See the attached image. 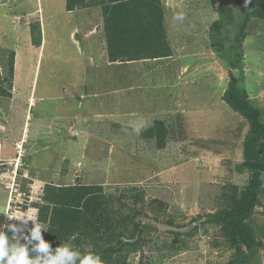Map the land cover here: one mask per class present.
<instances>
[{"label": "rangeland", "instance_id": "rangeland-1", "mask_svg": "<svg viewBox=\"0 0 264 264\" xmlns=\"http://www.w3.org/2000/svg\"><path fill=\"white\" fill-rule=\"evenodd\" d=\"M165 1L171 9L183 14L172 17L170 24L181 23L180 33H175L178 43L173 44L178 46L175 51L185 54L186 59L179 61L187 71L179 82H169L172 85L163 83L160 85L163 90L157 89L154 94L147 95L151 103L146 105V109L148 113L153 108L152 115L173 118L172 126H164L166 134L171 140L180 138L181 144L184 143L176 146L178 156L175 157H169L166 151H163L164 156L148 154L152 149L149 150L139 136V132L146 130L135 125V113L126 109L135 110V87L127 89L128 85H123L122 96L124 103L133 104L131 106L121 103L120 99L116 101L113 95L106 98L90 96L91 85L86 96L89 115L104 114L95 113L98 107L108 111L116 106L125 109L123 115L111 114L112 117H123V121L128 120L123 122L124 125L115 122L110 126L111 131L102 132L94 130L88 120L68 119L72 127L82 134L79 133L71 142L49 143L54 139L50 130L61 122L59 119L51 120L52 115L81 117L85 114L84 99L80 96L84 92L81 80L87 81L89 77L91 83L100 82L92 72L83 77L81 70L86 64V56L81 54L84 46L90 45L92 53L95 52L93 41L84 39L81 30L91 24L99 12H65V0H0V88H5L7 94L10 91L12 98L11 102L0 98V131L9 125L5 138L0 133V141L4 144L0 158H9L0 159V225L23 226L26 234L33 226L31 221L21 225L20 221L9 219L38 217L40 202L33 189L25 192L27 181H32L35 186L52 181L65 187L78 184L101 187L108 196L114 198L119 195L123 214L129 209L136 219L149 222L155 228L144 236L143 246L128 258V264H228L234 251L225 243L219 226L210 215L229 207L228 187L237 186L241 190L247 186L250 174L241 166V142L248 126L242 117L228 109L221 97L233 77L237 86L252 99V105L260 110L264 124V22L255 20L248 23L242 43V61L239 66L231 68L232 64L220 60L212 49L216 48L213 42L217 43V35H210V27L220 17L219 0ZM238 14L233 10V20L236 17L239 20ZM233 25L222 28L226 49L234 45ZM73 30L79 33L76 40L79 53L74 46ZM211 51L214 52L212 60L207 59V55H212ZM12 53L15 68L8 84ZM200 57L201 63L196 61ZM168 58L175 62L180 57L176 52ZM105 75L101 72V76ZM106 83L110 85L109 91L118 84L111 76ZM10 85L13 87L11 90ZM74 93L76 97L68 100ZM60 96L66 101L58 100ZM41 97L45 99L37 101ZM30 100L31 105L28 103ZM140 104L137 102L138 106ZM9 108L13 110L12 119ZM177 110L179 114L175 116ZM103 119L92 121L104 124ZM144 123L140 121L141 126ZM22 128L24 136L28 129L27 137L34 141L38 138L32 136H38L48 144H43L40 139L31 144V139L23 146L12 148V137H20ZM58 130L63 138L71 132L62 126ZM200 137L210 143L206 146L188 145L200 141ZM24 139L27 141L26 137ZM217 141H227L233 149L226 150L223 144L214 146ZM13 155H16L14 166L18 167L15 175L10 162ZM65 155L69 156L67 166L66 161L61 165ZM262 175L264 185V173ZM130 188H138L142 192L141 200L135 197V193L128 192ZM258 193L261 206L255 209L247 223L261 239L258 252L261 262L257 264H264V190L259 189ZM154 200L167 205V214L173 222L164 214H154V219L148 210L150 205L154 206ZM170 222L174 224L169 225ZM41 225L44 239L46 226ZM192 227L196 231L190 238L183 237L184 243L172 244L173 233L183 234ZM6 230L7 227L4 228ZM10 234L13 236L11 231ZM30 255L35 257L37 254L30 252Z\"/></svg>", "mask_w": 264, "mask_h": 264}, {"label": "trees", "instance_id": "trees-1", "mask_svg": "<svg viewBox=\"0 0 264 264\" xmlns=\"http://www.w3.org/2000/svg\"><path fill=\"white\" fill-rule=\"evenodd\" d=\"M65 1L66 12L89 10L90 13L96 8L102 11L103 36L109 63L172 56L163 35V19L161 18L159 0ZM238 9L240 10L238 11ZM233 10L239 13L238 21L237 17L236 20H233ZM218 15L219 19L213 21L210 27V35L213 33L217 35V43L212 41L216 48L212 49L220 60L228 64L231 63V68H235L242 61V43L246 37V26L250 21L264 22V0H249L247 4L245 0H219ZM231 24H234L235 30L234 45L226 49L222 28ZM81 33H83L82 30ZM135 40L140 42L135 44ZM13 64L14 54L12 53L9 61L8 84L11 81ZM237 85V81L231 77L221 100L225 102L231 112L242 117L247 123L248 131L241 142V166L250 174V177L247 186L241 190L237 186L228 187L229 207L217 211L210 217L214 218L213 222L219 226L225 243L234 251L228 264H257L261 262V259L258 260V252L262 245L261 239L257 237L255 230L247 221L253 217L255 209L261 206L258 192L259 189L264 190L261 181L262 173H264V124L260 119V110L252 105V99L248 97L246 91ZM8 95L5 88L4 90L0 88V98ZM92 120L98 119H89L87 123L90 122L94 130H103L102 132L111 131L110 126L115 122L124 125L123 122L128 121H123V117L117 119L108 117L103 119L106 123L96 124ZM141 120L145 122L141 128H145L146 131L139 132V136L146 142L145 145L149 150L152 149L148 154L164 156L163 151H166L169 157L178 156L177 145L174 142H178L179 145L183 144L179 141L180 138L175 141L171 140L164 127L170 126L173 118L166 115H147ZM135 125L138 126V120H135ZM116 131L114 130V132ZM53 135L52 141L55 142L58 137L57 134ZM31 139L28 137L27 142ZM39 139H34V141L32 139L30 142L33 144ZM42 141L43 144H48L44 140ZM208 143L210 142L200 139V141L196 140L194 144L206 146L205 144ZM222 144L227 148L226 150L233 149L232 145H227V141H217L213 145L220 146ZM167 147H171L172 150ZM64 157L61 165L66 161L67 166L69 156L65 155ZM26 183L28 188L25 189L26 193H29L30 188L37 193L34 195L40 202L37 218L41 224L46 226L44 240L51 245L53 252L57 247L67 242L74 245V250H79L81 253L91 251L98 254L104 264H128V258L143 246L144 236L149 231L155 230L149 222L145 223L136 219L129 209L126 214H123V207L119 205V195L114 198L108 196L101 187L79 184L68 187L56 186L52 181L38 183L37 186L32 181ZM128 192L135 193V197L139 199L143 195L138 188H130ZM122 193L127 196L126 191ZM116 204H118L117 208H115ZM153 204L154 206L150 205L148 210L153 213L154 219H156L155 215L164 214L166 219L174 221L167 214L166 204L159 200H154ZM172 222L169 225H173ZM195 231L196 228L192 227L183 234L173 233L172 244L184 243L183 237L190 238ZM5 232L10 238L12 237L9 230ZM89 245L91 247H88Z\"/></svg>", "mask_w": 264, "mask_h": 264}, {"label": "crops", "instance_id": "crops-1", "mask_svg": "<svg viewBox=\"0 0 264 264\" xmlns=\"http://www.w3.org/2000/svg\"><path fill=\"white\" fill-rule=\"evenodd\" d=\"M160 4H161V18L162 20V28H163V35L166 38V42H167V46L168 48H170V51L173 54H177L179 55V59H176V61L174 62L172 58H156V59H146V60H140V61H131V62H124V63H109L107 60V52L105 50V41H104V36H103V24H102V11L99 8H96L97 11L92 10L90 13H97L99 12V15L95 17V20L93 22H91V24H89L87 27H82L83 29V38L86 40H92L93 44H94V50L95 52L92 53V51L90 50L88 45L87 47L84 46L83 52L81 53L86 60V64L84 67H82V74L83 77H86V75L89 72H92L94 77H99L100 82L97 83H91L89 82V77L88 80H81V83H83L84 86V92L82 93V95H80L81 97L83 96L84 99V103L82 104L85 105V109L86 112L83 116L81 117H76V116H61L60 114L58 116L52 115L51 116V120H55V119H59L61 122L60 124H54L53 125V129L50 130L53 134H57L58 140L59 142H53V144H58V143H66V142H71L72 140H75L76 137H78V134L81 135L82 132L76 131L73 127H72V122L68 121L69 120H78V119H83L84 121H87L89 119L92 118H97V119H102V118H108V116H110L113 119H117L118 117L116 116H111V114H122L123 115V111L125 109L121 108H117L113 107L110 111L108 110H103V108L98 107L95 109V113H99V112H103L104 114H92L89 115V110L86 108L87 107V102H86V96L88 93V86H92L91 90L96 89L95 91H89L90 96H102L104 98L113 95V98L118 101V99H120V102L125 104V105H133L131 103H124V98L122 96L124 87L123 85H128L127 89H132L135 87V110L131 108H126L129 109V112L131 113H135V120H138V126L143 127L140 125V121H142L141 119L149 114H154L153 108H151L150 111H148L147 113V109H146V105H148V103H151V99L149 100L147 95H149L150 93L154 94V92L157 89H161L163 90V83H166L167 85H172L170 83L174 82H179L180 79H182V75L186 73V69L183 68L184 64L182 62H180L179 60H181V58H184V53L179 54L178 51H175V44L173 43H178V37L176 36L175 33H180V26L181 23L178 25H171V18L174 17L175 15L177 16H181L183 15L180 12H176V9H171L168 4L167 1L165 0H159ZM176 1H181V0H176ZM66 12V11H65ZM87 12V11H85ZM170 20V21H169ZM73 34V39H74V46L77 48L76 51L77 53H79V48L76 45V40L77 35L79 34L77 31L73 30L72 32ZM71 37V36H69ZM140 41L135 40V44H138ZM156 43V42H155ZM178 48V46L176 47ZM175 49V50H174ZM81 52V51H80ZM199 52L197 51L196 54H198ZM212 55H207V59H211L212 60V56L214 54V52L211 51ZM95 56V57H94ZM171 57V56H170ZM199 63H201L202 59L201 57L199 58ZM15 62V61H14ZM141 65V67H139V65ZM136 66V67H135ZM14 68H15V63L13 66V72H14ZM101 72L102 73H106L105 76H101ZM115 79L117 81V86H114V88L111 89V91H109V84L106 83L108 77H110L109 75ZM135 74V76L133 75ZM131 75V77H129ZM12 77H13V73H12ZM101 77V78H100ZM13 80V79H12ZM104 81V82H101ZM170 82V83H169ZM12 83V82H11ZM125 83V84H124ZM148 86V88L146 87ZM13 89V87L11 86L10 90ZM145 95H143V91H145ZM159 90L157 92H159ZM73 96L76 97V93H74V95H71L68 100H70ZM5 99L7 98V100L9 99V102L12 101V98L10 97V91H9V96H5L2 97L1 99ZM63 100L66 101V98L63 99L62 96L58 97V100ZM42 99L45 98H38L37 101H42ZM186 101V100H185ZM34 102V101H33ZM137 102H140V106L137 105ZM28 103H30L29 105H31V100L28 101ZM120 105V104H119ZM13 107V105H11ZM8 107V105H7ZM143 107V108H142ZM142 108V109H141ZM30 109V107L28 108ZM77 110L78 109L77 107ZM9 112L11 115L12 119V112L13 110L11 108H9ZM94 113V112H93ZM179 114V110H177L175 112V115ZM108 115V116H106ZM9 119V120H10ZM194 119V118H193ZM12 121H10L11 123ZM192 122V121H191ZM202 122V121H201ZM9 123V124H10ZM59 126H62L63 129H67V131L70 132L66 133V138L61 137V132H59ZM49 127V126H47ZM28 128V127H27ZM50 128V127H49ZM175 130H178L177 128H175ZM9 131V125L8 126H4L3 130L0 131V133L4 136L8 134ZM25 131V130H24ZM20 133V137L19 136H14L13 138V142L12 144V148H15L17 146H21L22 142H26L27 141L24 139L23 137H26V139L28 138V129L26 131L25 136L23 135V128L20 129L19 131ZM19 135V134H18ZM21 135L22 138H21ZM2 137V136H0ZM16 137V138H15ZM35 138H39L38 136H32ZM63 140H62V139ZM195 138H198L195 137ZM200 139H202V137H200ZM175 141V140H174ZM25 143H23L24 145ZM175 145H179L178 142H174ZM184 144V143H182ZM193 142L188 143V145H193ZM3 142L0 141V150L1 147L3 146ZM17 154V151L15 152ZM83 154V153H82ZM16 156V155H15ZM15 156L13 155L12 158H10V162L14 161L15 162ZM3 160H7L9 158H0ZM85 160V158H83V161ZM15 168V166H14ZM16 169V168H15ZM66 174V173H62ZM70 177V174L68 175ZM57 177V176H56Z\"/></svg>", "mask_w": 264, "mask_h": 264}, {"label": "clouds", "instance_id": "clouds-1", "mask_svg": "<svg viewBox=\"0 0 264 264\" xmlns=\"http://www.w3.org/2000/svg\"><path fill=\"white\" fill-rule=\"evenodd\" d=\"M248 2L249 0H245L246 4ZM179 18L182 19V17ZM23 143L25 141L22 142L21 146H23ZM11 163L15 175L18 167L15 169L14 161ZM9 219L20 221L21 225H26L28 221H31L33 226L27 230L26 234L23 226L16 224L0 225V264H77V261H79V264H104L98 254L91 251L81 253L79 250H74V245L67 242L57 247L53 252L51 245L43 239L41 233L44 228L35 216L29 219ZM5 227L13 233L11 238L4 231ZM21 240L24 243H21ZM33 242L37 243L34 244ZM30 252H35L37 255L33 257Z\"/></svg>", "mask_w": 264, "mask_h": 264}]
</instances>
